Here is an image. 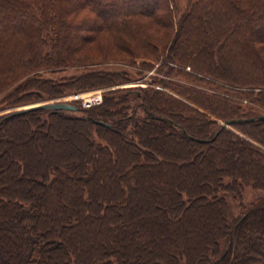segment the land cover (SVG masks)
Instances as JSON below:
<instances>
[{
    "label": "trees",
    "instance_id": "16d2710c",
    "mask_svg": "<svg viewBox=\"0 0 264 264\" xmlns=\"http://www.w3.org/2000/svg\"><path fill=\"white\" fill-rule=\"evenodd\" d=\"M7 42L16 48H1ZM119 59L163 61L167 75L220 81L231 94L160 80L197 109L146 86L135 90L143 119L135 116L138 107L132 114L114 108L122 105L109 97L116 90L93 110L0 117V264H124L131 252L143 258L133 264H264V198L241 204L238 217L227 204L239 201L246 185L264 191V150L257 146L264 148V114L245 113L235 100L264 109V0H189L182 13L175 0H0V94L29 74L16 89L32 101L52 98L54 88L117 86L127 73L51 81L38 72ZM41 112L82 130L83 158L70 141L62 145L73 156L65 163L50 165L45 153L38 158L31 121ZM18 122L28 138L2 137ZM153 248L157 258L145 260Z\"/></svg>",
    "mask_w": 264,
    "mask_h": 264
},
{
    "label": "rangeland",
    "instance_id": "374dc122",
    "mask_svg": "<svg viewBox=\"0 0 264 264\" xmlns=\"http://www.w3.org/2000/svg\"><path fill=\"white\" fill-rule=\"evenodd\" d=\"M175 1L177 4L179 13H182L186 9L187 3L189 2V0H175ZM16 46H17L16 42H14V43L7 42V43H4L1 46V48H16ZM124 60H128V58L124 59ZM147 65L152 66V68H149ZM163 65H165L163 63V61L160 63H156V64L154 61L151 62L149 60H145V61H143V60H135V61L129 60L128 63L127 62L122 63V62H120V59H119V60H111L109 62L106 61V62L99 64V65L90 66L87 70L82 69V67L68 68V69H65L63 71H59L57 73L45 71V70H40L38 73L41 74L42 78L47 79V80H51V81L63 80L65 78H70V77H78V76L82 75L83 73H87V71L88 72L89 71H91V72H96V71L125 72L129 76V78H128L129 80L127 82H124V83L117 85V86H112L109 88H96V89L85 90V91H70V92L57 93L56 91L58 90V88H54V90H52L53 94H54L52 98L48 97V96H44L41 100H37V101H32V96L29 97V96L25 95L24 92L22 93L21 92L23 90L22 87H20L19 89H16L19 84H21L26 78H30V76H32V74L21 76V77H18L17 79H14L13 81H11L8 88L5 89V91H3L0 94V117H2L4 115L11 114V113L18 111V110H21V109L28 108V107L35 105V104H41V103H47V102L69 103V104H73L74 106H78L81 109L93 110L94 108L101 106V104L104 102L105 97H108V95L106 96V91H109V90H116V92H114V94L112 96H109L110 98L113 97L115 100L117 99V100H120L122 102L121 106H119L120 104H116L117 106L114 108L120 109L123 107L126 109L127 114H132L133 107L137 108L140 104V99L137 97L135 90L139 87L144 88L146 86L153 87L156 90H161V91L165 92L166 94H169V95L177 98L179 101H181L185 105L192 106V107L196 108L194 105H192L191 102H189L186 99V96H185V98L180 97L177 94V92L163 88V86L161 84H158V82L160 80L175 84L176 86L179 85L178 86L179 88H181L180 86L182 85L183 88L184 87L193 88V89H196L198 91H201V93H206L209 95L216 94V93H219L221 95H226V94L230 95L231 94L227 89L228 86L224 83H221L220 81H215V80L213 81L212 79L207 78L206 80H209V82H210L208 84L202 83V82H192V81L187 80L186 77L183 78V77L175 76L176 72H174L170 76V75H167V71H165V69L163 71L160 70V66H163ZM169 66L176 67V68L178 67L174 63L173 64L170 63ZM190 67H191V65L188 64L187 67H185V71L191 72ZM159 70L162 72L159 73ZM141 71H146V72H143L144 76L140 77L137 75V73L141 72ZM154 81H157V82H154ZM55 83H57V82H55ZM213 83L216 84V86H214ZM219 85L222 86L223 88L220 89L219 91H217L218 90L217 86H219ZM262 94H264V93H262ZM235 100L238 101V103H239L238 106L241 108L242 111L244 110L243 112H245V113L249 112L252 114H264V109L260 108L256 104L252 103L246 97H240L238 95V96H235ZM110 111H112V110H110ZM205 114H206L207 118L209 119L210 123H215V125L220 124V119H218L217 116H215V115L212 116V115L207 114V113H205ZM65 115H67V116H71V115L72 116H81V114L78 112L74 113V114L69 113V114H65ZM187 115L188 114H185V116H187ZM135 116L140 118V119L145 118L144 112L139 107H138L137 112L135 113ZM39 117H40L39 120H37L38 122L37 121H35V122L31 121V125H33V127L36 130V136H34L33 134H32L33 136H31L32 139L35 140L34 143L36 144V154L38 153V149H37L38 146H39L40 150L42 151L41 156H39L37 154L39 157L36 156V160H37V157L40 160H42L43 157L46 156V158H47L46 161L50 165H57V164L65 163L71 157H73V156H68L67 154H65L64 150L68 149V147L62 146V145H66L65 141H67V142L70 141L72 145H74L78 148L79 153L81 155V158H83L85 156L86 150L78 143V141L80 140V137L82 138L81 135L83 132H82V130H79V129L73 130L72 126L75 124H73L72 122L64 121L63 119H55V120L50 119L46 112L39 113ZM184 118L185 117L183 116V119ZM16 123L13 122L11 125H16ZM39 125H41V126H39ZM130 125H132V124H130ZM243 129L248 134L252 135L253 137H256V135L253 134L252 132H250L247 128H243ZM9 130L7 128H5L4 129L5 135H4V133H1L2 137L7 136L8 139L15 140L16 138H18L20 136H22L23 139L28 138V136H29L27 130H25V128L20 124V122H18L16 127L11 128ZM150 134H151V136H156V132H151ZM29 139H31V138H29ZM170 140H171V138H170ZM157 141L158 140L149 141L147 143L149 145H154L157 143ZM167 141H169V140H167ZM167 141L165 140V142H167ZM257 146L260 149L264 150V148L262 146H259V145H257ZM45 147H47V150L49 149V154H46V149H44ZM198 149L200 151H203V153L206 150L203 147L198 148ZM53 152L55 154H52ZM44 153H45V156H42V155H44ZM74 157H75V155H74ZM195 164H197V166H198L199 162H197ZM238 168H239V165L237 167V170H239ZM38 172H39V170L36 171L37 175H38ZM239 172H240V170H239ZM6 181H8V180H6ZM258 198H264V191H256V190H253L250 186H247V185L244 186L243 188H241V194H240L239 201H234L232 198H227V204L230 208L231 215L234 217H238L239 213H240L239 206L241 204L243 207L248 206L252 202H255L256 199H258ZM60 199H61V197H60ZM44 205H46V204H44ZM201 221H203V220H201ZM204 222H206L205 218H204ZM59 223L60 222L58 220V224ZM204 228H206L209 231L212 228V224L207 225V223H205ZM205 243H206V240H205ZM149 256L152 257V260H155L157 258V255L155 254L154 248L151 251V253L148 252L147 256H145L144 259L146 260ZM120 260L123 261L124 264H133L134 262L137 263L138 260H139V262L143 263V258L141 256V254H139L138 252L126 253L124 258L120 259ZM238 264H240V263H238ZM241 264H252V263H250L248 260H246V261H243Z\"/></svg>",
    "mask_w": 264,
    "mask_h": 264
},
{
    "label": "water",
    "instance_id": "95a60500",
    "mask_svg": "<svg viewBox=\"0 0 264 264\" xmlns=\"http://www.w3.org/2000/svg\"><path fill=\"white\" fill-rule=\"evenodd\" d=\"M35 110H49L52 112H61V111H77L78 108L72 104L69 103H61V102H47V103H41V104H35L28 108L21 109L18 111H15L11 113L12 116L21 115L29 111H35ZM259 120L264 121V117H259ZM99 124H102L99 122ZM230 122L226 121L223 123V126H229Z\"/></svg>",
    "mask_w": 264,
    "mask_h": 264
},
{
    "label": "built area",
    "instance_id": "2783aa9c",
    "mask_svg": "<svg viewBox=\"0 0 264 264\" xmlns=\"http://www.w3.org/2000/svg\"><path fill=\"white\" fill-rule=\"evenodd\" d=\"M142 85V84H141Z\"/></svg>",
    "mask_w": 264,
    "mask_h": 264
}]
</instances>
